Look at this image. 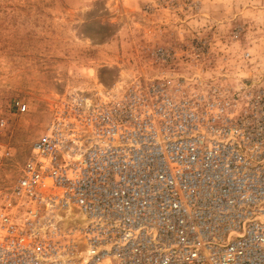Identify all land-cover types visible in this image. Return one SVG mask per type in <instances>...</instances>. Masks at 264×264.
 I'll use <instances>...</instances> for the list:
<instances>
[{
  "label": "built area",
  "instance_id": "2783aa9c",
  "mask_svg": "<svg viewBox=\"0 0 264 264\" xmlns=\"http://www.w3.org/2000/svg\"><path fill=\"white\" fill-rule=\"evenodd\" d=\"M195 47L59 103L0 196V264H264V86Z\"/></svg>",
  "mask_w": 264,
  "mask_h": 264
},
{
  "label": "rangeland",
  "instance_id": "374dc122",
  "mask_svg": "<svg viewBox=\"0 0 264 264\" xmlns=\"http://www.w3.org/2000/svg\"><path fill=\"white\" fill-rule=\"evenodd\" d=\"M195 45L213 74L264 86V0H0V196L61 101L148 83L153 49Z\"/></svg>",
  "mask_w": 264,
  "mask_h": 264
}]
</instances>
